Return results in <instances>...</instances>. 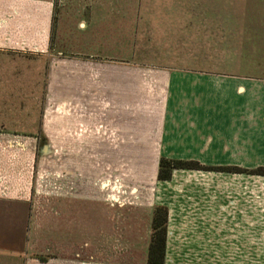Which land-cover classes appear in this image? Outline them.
I'll list each match as a JSON object with an SVG mask.
<instances>
[{"label":"rangeland","instance_id":"1","mask_svg":"<svg viewBox=\"0 0 264 264\" xmlns=\"http://www.w3.org/2000/svg\"><path fill=\"white\" fill-rule=\"evenodd\" d=\"M52 1L51 31L14 34L19 44L39 42V49L0 45V163L10 143L18 174L28 169L35 222L56 217L66 184L111 180L112 186L123 179L121 201L130 213L116 211L130 215L131 236L139 229L148 252L160 162L161 94L152 78L171 70L264 74V30H233L263 27L264 0H130L128 15L107 17L77 15ZM25 153H31L27 160ZM258 227L264 231V224ZM257 243L258 264H264V239ZM120 245L115 240L113 246ZM173 257L185 263L184 254ZM130 258L131 264L143 260L141 254Z\"/></svg>","mask_w":264,"mask_h":264},{"label":"crops","instance_id":"2","mask_svg":"<svg viewBox=\"0 0 264 264\" xmlns=\"http://www.w3.org/2000/svg\"><path fill=\"white\" fill-rule=\"evenodd\" d=\"M58 3L59 9L77 15L107 17L128 15L131 2ZM54 8L52 0H0V45L39 49V42L19 44L14 34L51 31ZM86 20L91 24L90 18ZM233 30L263 31L264 26ZM152 80L161 94L156 158L195 162L205 168L176 169L171 180H157L156 205L169 210L165 264H181L173 255L182 254L184 264H258L257 242L264 239L258 227L264 224V174L257 173L264 170V74L171 70L157 72ZM109 110L111 132L114 115ZM121 134L131 135L129 128H122ZM145 139L137 143L144 144ZM9 145L10 150L2 153L5 162L0 163L5 178L0 187V264H131L130 256L140 254L139 264L147 263L144 236L139 229L131 236L130 215L124 219L116 211H128L120 196L125 191L123 179L112 186L111 180L100 185L66 184L65 194L57 200L56 217L47 215L35 222L28 169L18 174L17 152ZM25 154L27 160L31 153ZM100 189L110 190L106 198L98 195ZM119 227L122 233L115 239ZM114 239L120 240L121 248L113 246Z\"/></svg>","mask_w":264,"mask_h":264},{"label":"trees","instance_id":"3","mask_svg":"<svg viewBox=\"0 0 264 264\" xmlns=\"http://www.w3.org/2000/svg\"><path fill=\"white\" fill-rule=\"evenodd\" d=\"M56 17L54 18V23ZM176 169H205L195 162L174 161L162 158L159 162V181L171 180L172 173ZM207 169V168H206ZM227 172H240L237 168H221ZM258 174H264V170H258ZM168 221L169 210L164 206H157L153 210L152 223H151V239L147 255L146 264H165L166 263V250H167V237H168ZM46 261L45 259H40Z\"/></svg>","mask_w":264,"mask_h":264}]
</instances>
